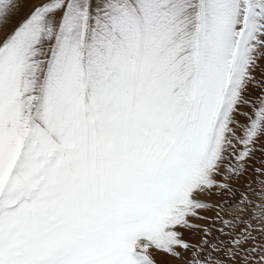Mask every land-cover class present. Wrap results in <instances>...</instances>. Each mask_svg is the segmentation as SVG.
Masks as SVG:
<instances>
[{
  "label": "snow or ice",
  "instance_id": "obj_1",
  "mask_svg": "<svg viewBox=\"0 0 264 264\" xmlns=\"http://www.w3.org/2000/svg\"><path fill=\"white\" fill-rule=\"evenodd\" d=\"M0 264H264V0H0Z\"/></svg>",
  "mask_w": 264,
  "mask_h": 264
}]
</instances>
